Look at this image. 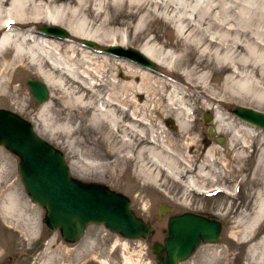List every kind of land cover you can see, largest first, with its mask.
Instances as JSON below:
<instances>
[{
    "label": "rangeland",
    "instance_id": "374dc122",
    "mask_svg": "<svg viewBox=\"0 0 264 264\" xmlns=\"http://www.w3.org/2000/svg\"><path fill=\"white\" fill-rule=\"evenodd\" d=\"M96 9L102 16L94 22L91 33L100 30L103 24L107 30L127 37L125 49L141 52L160 43L181 46V38L167 17L152 19L140 27L139 15L125 18L121 10H109L101 5ZM47 25L35 24L36 32ZM81 40L70 35L69 41L75 44L63 40L59 43L64 48L72 46L76 52L80 77L84 78L82 84H99L97 89L104 94L105 102H108L107 95L114 93L112 102L121 103L128 113L137 111L146 118L159 138L181 155L179 160L189 161L193 173L182 180L173 174L168 178L161 176L157 183L145 180L136 173V162H119V156L129 152L119 138L105 137L102 126L96 129L90 126L89 108L70 103L64 91L52 84L48 85L47 102L37 104L26 85L28 79L44 82L37 68L28 63L13 65L11 49L4 51L0 55V84L4 89L0 90V107L31 122L38 136L62 151L74 178L84 183H98L125 195L137 216L155 229L147 239L127 240L104 226H90L77 249L93 250L104 262L159 264L152 246L162 244L167 237L170 216L194 213L222 223V240L218 244H202L188 261L180 264H264V216L254 223L264 201V131L232 114L237 107L264 112V101L242 90L250 81V71L233 75L224 62L214 72H189L174 65L157 64L161 76L128 60L89 50L80 44ZM85 40L101 47L111 45L109 38ZM181 53L178 48L177 56ZM191 60L197 62L200 57L194 52ZM84 70L92 77L83 75ZM232 77L233 83L228 81ZM230 84H235L233 91L229 90ZM5 94L10 99H2ZM206 114L212 115L209 123L205 122ZM64 118L72 121L66 122ZM210 128L216 131L214 136L209 135ZM63 129L67 131L60 133ZM147 133L152 135V130ZM218 138H224V142L219 144ZM130 155L138 156V150ZM141 160L151 165V154L144 153ZM19 163L17 156L0 147V197L14 194L21 198L27 206L22 218L27 220L28 228L39 231L42 226L46 227V232L50 231L48 241L58 239L62 254H72L71 245L64 242L59 231H52L43 223L45 211L28 196L18 171ZM159 206L171 207L172 213L160 219ZM18 213L0 207V221L19 229L27 239L30 232L21 228Z\"/></svg>",
    "mask_w": 264,
    "mask_h": 264
},
{
    "label": "bare ground",
    "instance_id": "6f19581e",
    "mask_svg": "<svg viewBox=\"0 0 264 264\" xmlns=\"http://www.w3.org/2000/svg\"><path fill=\"white\" fill-rule=\"evenodd\" d=\"M98 5L109 10H121L125 18L139 15L140 27L152 19L167 17L181 38V46L160 43L141 50L145 56L156 64L174 65L189 72H214L222 62L226 63L233 75L250 71V81L242 90L264 101V0H0V55L11 49L13 65L24 66L28 63L37 68L47 86L52 84L64 91L70 103L89 108L92 112L90 126L94 129L102 126L105 137L119 138L120 144L129 149L126 155L119 156L120 163L136 162V173L154 183L161 176L167 175L168 178L170 174L182 180L193 173L189 161H180L181 155L168 147L166 141L159 138L158 132L137 111L128 113L121 103H113L114 93L107 95L108 102H105L104 94L97 89L99 84L88 82L83 85L84 78L80 77L81 69L72 46L64 48L59 43L61 39L50 37L42 31L36 32L35 24L45 23L60 26L69 35L82 40L103 41L109 38L111 45L126 47L127 37L107 30L103 24L100 30L91 33L94 22L102 16L97 13ZM122 8L126 9L123 11ZM63 41L75 44L69 39ZM178 48L182 52L180 56H177ZM194 52L199 55L200 61L191 60ZM85 73L92 77L87 70L82 72L83 75ZM228 81L233 83V77ZM68 84L71 86L67 87ZM1 88L0 84V90L4 91ZM233 88L235 84H230L229 90L233 91ZM1 97L10 99L6 94ZM92 98L96 100L92 101ZM150 129L152 135L147 133ZM133 149L138 150V156L130 155ZM144 153L151 154V165L142 163ZM0 198L2 209L13 214L22 210L23 214L18 213L20 217L17 218L23 226L20 227L30 232L28 237L33 239L38 230L28 228L27 220L25 222L22 218L27 207L24 201L14 194ZM262 216L264 201L259 206L254 223L257 224ZM52 263L54 261L50 258L44 264Z\"/></svg>",
    "mask_w": 264,
    "mask_h": 264
},
{
    "label": "water",
    "instance_id": "95a60500",
    "mask_svg": "<svg viewBox=\"0 0 264 264\" xmlns=\"http://www.w3.org/2000/svg\"><path fill=\"white\" fill-rule=\"evenodd\" d=\"M41 31L61 40L70 36L60 26H43ZM80 44L161 75L157 64L136 49L118 45L101 47L89 40H82ZM26 85L37 104L47 102L50 92L46 83L28 79ZM232 114L243 123L264 131V112L237 107ZM210 120L212 115L206 114L205 122ZM215 134L216 131L210 128L209 135ZM223 142L224 138H218L219 144ZM0 147L19 158L18 171L28 196L45 211L46 226L59 231L64 242H80L87 228L94 225L104 226L109 232L128 240L147 239L155 233L152 225L132 210L128 197L107 186L74 178L62 151L38 136L31 122L4 109H0ZM171 213V207L158 208L160 219ZM222 229V223L203 215L184 213L171 216L167 237L162 244H153L152 253L159 264L186 262L202 244H218L222 240Z\"/></svg>",
    "mask_w": 264,
    "mask_h": 264
},
{
    "label": "flooded vegetation",
    "instance_id": "af4514ba",
    "mask_svg": "<svg viewBox=\"0 0 264 264\" xmlns=\"http://www.w3.org/2000/svg\"><path fill=\"white\" fill-rule=\"evenodd\" d=\"M44 217L42 218L43 223ZM46 231V227L42 226L33 239H26L19 229H14L0 221V264H44L50 258L54 261L52 264H122V262L112 263L111 260L104 262L98 258L100 254L95 257L93 250L79 251L77 249L79 242L67 243L71 245L72 254L64 256L61 252L62 245L57 242L58 239L48 241L50 231Z\"/></svg>",
    "mask_w": 264,
    "mask_h": 264
}]
</instances>
